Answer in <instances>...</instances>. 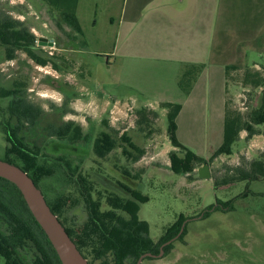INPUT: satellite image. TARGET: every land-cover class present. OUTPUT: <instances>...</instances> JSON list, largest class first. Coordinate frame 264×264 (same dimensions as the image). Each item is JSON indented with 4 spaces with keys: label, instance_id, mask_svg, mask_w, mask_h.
Instances as JSON below:
<instances>
[{
    "label": "rangeland",
    "instance_id": "374dc122",
    "mask_svg": "<svg viewBox=\"0 0 264 264\" xmlns=\"http://www.w3.org/2000/svg\"><path fill=\"white\" fill-rule=\"evenodd\" d=\"M145 2L69 0L67 6L44 0H0V20L8 17L21 22L37 37L34 47L16 49L14 59H8L6 47L0 45V159L7 158L6 131L10 124L15 127L10 123L13 97L9 93L18 89L43 110L41 121L27 124L20 137L37 148V165L55 170L38 183L51 202L68 200L63 216L68 226L79 227L87 220L86 189L101 201L102 210H108L109 196L131 198L128 186L148 197L139 216L148 223L155 244L172 225L178 229L181 215L184 221L176 236L187 221L181 240L179 236L167 253L146 257L141 264H264V178L232 181L237 171L249 168L264 154V125L256 126L261 133L251 138L242 131L231 155L214 157L222 133L218 134L216 122L210 121L214 110L206 103L195 123L198 147L194 151L205 156L212 177L200 178L198 168L190 175L172 171L170 153L174 147L168 135L167 113L157 108L158 115L140 114L145 107L131 101L132 96L143 104L149 101L119 83L117 61L110 55L117 42L119 21ZM236 3L239 10L236 7L235 12L242 17L235 14L232 20L264 22V16H254L255 4L247 0ZM74 15L79 25L73 23ZM41 37L47 39L44 44L39 42ZM211 60L225 68V109L247 118L264 100V58ZM67 123L73 124L67 136H50L49 124ZM103 131L111 133L115 146L99 158L94 144ZM130 143L144 149L138 160L129 156L138 154ZM11 158L36 177V165H24L15 155ZM217 199L234 200V209L216 210L202 218L204 209ZM85 254L93 261L89 250Z\"/></svg>",
    "mask_w": 264,
    "mask_h": 264
},
{
    "label": "trees",
    "instance_id": "16d2710c",
    "mask_svg": "<svg viewBox=\"0 0 264 264\" xmlns=\"http://www.w3.org/2000/svg\"><path fill=\"white\" fill-rule=\"evenodd\" d=\"M51 5H67L69 0H44ZM73 23L79 25L77 17H71ZM37 43V37L23 25L8 17L0 20V45L6 47L8 59H14L15 50L20 48H32ZM205 64L189 65L179 77V86L185 94H189ZM226 68H229L228 66ZM259 84V83H257ZM13 102L10 105V127L6 131V152L5 160L15 163L11 155H15L27 166L36 165V177L22 167L39 186L38 180L44 176L55 173L54 169H47L45 165H37L38 150L30 147L20 132L27 127L33 126L41 121L43 110L29 102L24 92L18 89L10 91ZM168 109V135L174 150L170 153L171 169L179 175H190L206 160L185 146L177 135V115L181 110L179 104H163ZM141 115L157 114L150 108L141 110ZM264 125V100L261 106L254 109L247 118L240 113L226 108L223 142L215 151L214 157L220 155H231L233 145L239 141L242 131H247L248 137L261 133L256 126ZM50 136H67L72 128V123L66 126H55L49 124ZM127 139V138H126ZM11 144V145H10ZM115 141L111 133L103 131L96 139L94 153L103 158L114 148ZM132 147L138 152L137 155L129 153V156L138 160L144 154V149ZM126 152V151H125ZM16 164V163H15ZM264 178V154L258 160L252 161L250 167L239 170L232 177V181L255 180ZM217 184V183H216ZM131 198H123L119 195H111L107 198L110 209L102 210L101 201L93 198L91 191L86 189L84 196L85 208L88 213L87 220L79 227L68 226L63 220L68 200L60 199L51 202L46 197L54 213L66 227L67 232L75 241L81 252L87 258L85 250H89L93 261L89 264H136L138 259L146 253L159 254V246L176 237L180 231L184 219L180 216L178 229L172 225L168 232L162 237L160 243L155 244L150 238L149 225L146 221L140 220L139 211L141 204L148 201L147 196H142L138 190L125 187ZM234 200L222 202L217 199L215 204L209 205L202 212V218L208 217L213 211H228L234 209ZM122 212V213H121ZM182 218V220H181ZM186 234L184 233L179 237ZM173 242L164 246L167 253L173 246ZM0 256L4 258L3 264H62L58 254L38 224L30 209L28 208L20 190L12 182L0 177ZM151 259V257H149ZM131 263H127L128 261ZM95 261H99L95 263Z\"/></svg>",
    "mask_w": 264,
    "mask_h": 264
},
{
    "label": "crops",
    "instance_id": "0c3cea01",
    "mask_svg": "<svg viewBox=\"0 0 264 264\" xmlns=\"http://www.w3.org/2000/svg\"><path fill=\"white\" fill-rule=\"evenodd\" d=\"M247 1L255 4L252 10L257 11L251 16H264V0ZM236 2L146 0L119 21L117 42L110 52L117 61L119 83L133 93L143 94L148 103L143 104L135 96L131 101L152 108L157 114L159 109L168 113L163 104L181 105L176 118L177 135L192 151L198 147L195 123L206 103L214 110L210 121H215L218 134L222 133L216 148L223 142L227 76L223 64L211 59L264 58V22L232 20L235 14L242 17V13L235 12ZM111 62L109 59L108 63ZM199 64L206 66L192 91L185 94L179 77L185 67Z\"/></svg>",
    "mask_w": 264,
    "mask_h": 264
},
{
    "label": "water",
    "instance_id": "95a60500",
    "mask_svg": "<svg viewBox=\"0 0 264 264\" xmlns=\"http://www.w3.org/2000/svg\"><path fill=\"white\" fill-rule=\"evenodd\" d=\"M45 40H47L45 37L39 38L40 43ZM198 173L202 179L212 177L208 163L200 166ZM0 177L12 182L20 190L28 208L48 237L62 264H89L88 259L71 238L58 215L52 210L42 189L38 187L34 179L22 167L5 159H0ZM186 222L180 234L183 232ZM180 234L166 242L161 247L158 255L153 253L143 254L136 264H141L146 257H161L164 253V246L171 244Z\"/></svg>",
    "mask_w": 264,
    "mask_h": 264
},
{
    "label": "flooded vegetation",
    "instance_id": "af4514ba",
    "mask_svg": "<svg viewBox=\"0 0 264 264\" xmlns=\"http://www.w3.org/2000/svg\"><path fill=\"white\" fill-rule=\"evenodd\" d=\"M175 238V237H174ZM162 247V246H161Z\"/></svg>",
    "mask_w": 264,
    "mask_h": 264
}]
</instances>
